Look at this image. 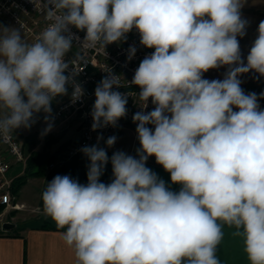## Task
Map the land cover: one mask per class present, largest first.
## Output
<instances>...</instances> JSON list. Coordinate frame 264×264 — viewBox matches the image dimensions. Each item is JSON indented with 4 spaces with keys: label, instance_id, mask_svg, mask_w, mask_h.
<instances>
[{
    "label": "clouds",
    "instance_id": "clouds-1",
    "mask_svg": "<svg viewBox=\"0 0 264 264\" xmlns=\"http://www.w3.org/2000/svg\"><path fill=\"white\" fill-rule=\"evenodd\" d=\"M242 7L243 0H46L51 23L36 42L0 25L3 139L30 129L41 112L47 134L52 101L69 86L73 102L84 95L65 60L79 41L70 27L85 32L80 44L104 49L135 29L140 44L154 49L129 82L141 101L132 116L136 156L114 152L113 180L105 184L106 149L84 146L87 184L57 175L42 193L43 210L66 229L76 264H221L222 223L243 237L249 264H264V109L238 78L250 71L264 76V21L245 63L237 39L247 25ZM135 53L130 46L128 59ZM224 66L222 80L203 78ZM114 88L119 79L109 72L94 90L93 131L127 115L131 94ZM149 100L154 108L145 111ZM116 139L107 138V147ZM152 156L178 192L146 166Z\"/></svg>",
    "mask_w": 264,
    "mask_h": 264
},
{
    "label": "crops",
    "instance_id": "crops-1",
    "mask_svg": "<svg viewBox=\"0 0 264 264\" xmlns=\"http://www.w3.org/2000/svg\"><path fill=\"white\" fill-rule=\"evenodd\" d=\"M240 11L241 18L247 21V25L245 35L238 36L237 39L240 44L241 58L246 63V57L258 35V25L264 21V0H243V7ZM2 26L8 27L3 24ZM224 68L228 71L227 66ZM238 78L244 92L246 94L256 93L259 106L264 109V98H260V93L264 92V76L250 71ZM0 115L3 113L0 112ZM49 120L52 129L47 134H42L47 127L43 112L41 119L36 121L30 129L21 127L16 131L25 156L23 161L11 159L0 144L1 151L10 160L7 177L12 181V187H15L19 177L26 173L28 158L34 153H41L49 157L56 155L48 164L34 166L32 171H39V173L28 176L17 189L15 193L17 201L24 204V207L7 212V215H10V222L15 226L4 229L5 219L0 221V264H76L73 248L66 245L63 239L62 233L66 229H59L43 210L42 193L46 189L47 182L57 175H67L86 185L89 161L80 151L81 149L73 155L66 153L67 147L79 137V118H72L59 124L55 123L51 117ZM98 146L105 148L109 157V163L100 176V182L105 184L113 180L110 163L112 154L123 151L135 157L137 149L140 148L139 140L134 138L133 131L129 126L120 131L111 148L105 144H98ZM58 156L60 157L58 158ZM146 166L155 172L171 190L179 191L181 186L171 182L170 174L156 163L153 156L148 158ZM222 231L224 236L216 253L221 264H249L244 251L243 237L236 235L237 229L222 223Z\"/></svg>",
    "mask_w": 264,
    "mask_h": 264
},
{
    "label": "built area",
    "instance_id": "built-area-1",
    "mask_svg": "<svg viewBox=\"0 0 264 264\" xmlns=\"http://www.w3.org/2000/svg\"><path fill=\"white\" fill-rule=\"evenodd\" d=\"M46 0H0V25H7L10 28L19 29L22 39L32 44L36 42L40 33L48 26L51 21L45 18L44 4ZM70 32L79 37L82 41L85 32L78 31L70 27ZM79 41H73L72 50L65 56L68 63V71L73 73L75 80L84 90V95L73 102L71 98L72 87H68V94L58 96L52 101L51 118L55 123H63L72 118H79L80 131L79 137L73 141L66 149L67 155H73L84 146L92 144H105L107 138L119 135L120 131L126 127H131L134 138L138 140L136 133V124L132 120L135 112L140 111L138 99L139 88L131 85L135 70L139 63L154 52V49L146 48L140 44V34L133 29L126 34V39L119 43H113L102 48L99 44L90 47L86 44H80ZM130 46L136 48L135 56L128 59V49ZM114 72L118 79L121 93H129L127 103V115L121 118L115 127L108 126L97 131L91 129L92 117L91 111L95 101L94 90L106 73ZM67 74V73H66ZM154 105L151 100L148 101L145 111L153 110ZM42 113V112H41ZM41 113L36 114V121L41 119ZM150 128L153 126L149 125ZM14 130L10 138H0V144L5 148L6 153L14 161H23L25 159L21 142L16 136ZM154 130V129H153ZM98 136L103 139L98 141ZM10 166V160L6 158L0 149V205L4 211L0 213V221L4 220L7 210L22 209L24 204L17 201L16 194L12 190V181L7 177V171Z\"/></svg>",
    "mask_w": 264,
    "mask_h": 264
},
{
    "label": "trees",
    "instance_id": "trees-1",
    "mask_svg": "<svg viewBox=\"0 0 264 264\" xmlns=\"http://www.w3.org/2000/svg\"><path fill=\"white\" fill-rule=\"evenodd\" d=\"M56 155H53L51 157L47 156V155H42L41 153H34L32 156H30L28 158L27 161V171L24 175H22L21 177H19L17 184L15 185V187H12V190L14 193L17 192V189L19 188V186L21 184H23V182L27 179L28 176L34 174V173H39V171H32V168L34 166H40L45 164H48L53 158H55ZM60 156H58L59 158ZM2 205H0V211L2 209Z\"/></svg>",
    "mask_w": 264,
    "mask_h": 264
},
{
    "label": "rangeland",
    "instance_id": "rangeland-1",
    "mask_svg": "<svg viewBox=\"0 0 264 264\" xmlns=\"http://www.w3.org/2000/svg\"><path fill=\"white\" fill-rule=\"evenodd\" d=\"M225 72H227V70H225V68L224 67H220V68H218V69H210L209 71H207L206 73H204V76L203 77H205V78H207V79H211V80H214V79H219V80H222L223 78H224V73ZM154 157V156H153ZM155 158V157H154ZM4 211V207H2V209H1V211H0V213L1 212H3ZM8 211H10V210H7L6 212H5V221L4 222H6V221H11L9 218H10V215H7V212Z\"/></svg>",
    "mask_w": 264,
    "mask_h": 264
},
{
    "label": "water",
    "instance_id": "water-1",
    "mask_svg": "<svg viewBox=\"0 0 264 264\" xmlns=\"http://www.w3.org/2000/svg\"><path fill=\"white\" fill-rule=\"evenodd\" d=\"M14 226H15V224L14 223H11L9 221H6V222L3 223V228L4 229H9V228H12Z\"/></svg>",
    "mask_w": 264,
    "mask_h": 264
}]
</instances>
